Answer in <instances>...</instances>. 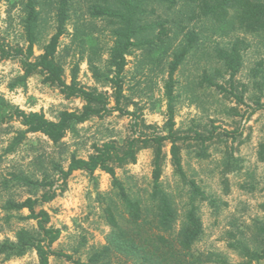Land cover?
<instances>
[{
  "label": "rangeland",
  "instance_id": "1",
  "mask_svg": "<svg viewBox=\"0 0 264 264\" xmlns=\"http://www.w3.org/2000/svg\"><path fill=\"white\" fill-rule=\"evenodd\" d=\"M56 2L37 0L41 15L35 57L43 53V46L56 31ZM100 4L97 0H70L69 18L58 48L57 61L65 69L67 83H70L73 70L77 68L81 85L112 96L113 89L105 78L112 76L111 53L120 25L118 19L96 18L92 14L93 7ZM190 16L189 9L181 2L170 7L148 0L143 20L150 26L166 22L169 50L167 53L162 50L153 53L158 60H153L145 47H134L127 55L121 107L136 116L116 111L101 118L94 117L76 125L58 144L36 133L28 134L11 149L15 138L25 130L12 115L11 108L26 113L42 112L46 118L55 121L62 111H80L84 102L78 98L67 99L58 88L43 83L40 74L21 84L19 78L23 70L20 62L0 59V242L16 241L17 232L21 229L31 232L38 229L35 221L18 219V216H27L28 210L9 217L3 209L8 200L21 202L30 197L36 199L46 191L19 184L14 180L16 176L53 181L58 186L61 183L57 182L56 168L66 170L73 155L87 159L95 146L105 142L115 141L124 145L141 132L166 133L168 63L172 59L171 54L184 43L186 34L193 30L198 34L197 43L174 76L176 129L190 135L196 131L207 133L213 127L219 128L218 133L221 130L240 131L236 139L221 137L212 145L207 143L205 158L197 156L196 147L182 152L188 177L194 179L208 197L216 198L220 206L215 211L209 201L199 205L204 236L197 247L206 253L222 255L232 264L243 261L227 247L226 233L232 229L230 223L235 221L247 232H252L250 229L258 223H264V162L259 155L264 144V110L250 116L249 108L252 106L250 97L256 92L251 85L253 71L260 61H264V47L248 38L251 48L243 53L242 67L234 78L236 93L240 95L245 91V103L241 104L233 96L204 81L205 75H209L230 89L229 75L216 73V70L223 71L216 51L226 47L230 39L207 35V22L191 20ZM24 18L21 0H0V39L3 43L27 45ZM158 31V27L153 28L138 38H153ZM244 85L248 87L247 91ZM115 105L112 97L110 107ZM137 120L152 128L135 127ZM164 152L162 186L182 206L186 191L180 190L179 180L174 174L169 144ZM152 160V150H143L136 164L116 171L130 198L146 205L150 204L153 191ZM109 208L116 214L124 212L111 177L102 171L93 175L74 172L63 192H58L53 201L37 206V210L44 209L50 214L48 226L61 230V236L52 249L80 262H88L106 245L111 232ZM0 264H39V260L36 252L30 250L21 257L0 256ZM50 264L73 262L64 257L51 256ZM96 264L129 263L124 257L112 254L103 256ZM253 264H264V261Z\"/></svg>",
  "mask_w": 264,
  "mask_h": 264
},
{
  "label": "trees",
  "instance_id": "2",
  "mask_svg": "<svg viewBox=\"0 0 264 264\" xmlns=\"http://www.w3.org/2000/svg\"><path fill=\"white\" fill-rule=\"evenodd\" d=\"M102 5L93 7L92 14L96 18L118 19L120 25L116 31L117 41L111 53L112 76L105 80L113 89V95L107 92L89 90L78 81V70L75 68L70 83L65 80V69L57 61V53L61 38L65 35V27L69 18L70 0H57L56 22L57 27L49 42L43 46V53L34 55V48L38 42V25L40 11L37 0H21L24 11V30L27 45L10 46L0 39V59L18 60L23 74L19 82L24 84L36 74L43 76V83L56 87L67 98H78L84 102L80 111H62L57 120H49L42 112L26 113L11 108V112L19 120L25 130L15 138L11 149L26 138L28 134L40 133L54 144H58L76 125L85 123L94 117H104L119 111L125 115L136 116L121 107L124 98L123 74L127 66V55L134 47H145L153 60L159 58L153 53L163 51L167 53L169 31L166 22L154 26L143 20L145 4L148 0H97ZM170 7L180 2L189 9L191 20L207 22V35L230 39L226 47L217 49L216 55L222 63L223 71L216 70L217 75H229L230 89L217 83L211 76L205 75L204 81L223 93L229 94L236 100L245 103V91L236 93L234 78L242 67L243 53L251 48L248 38L257 45L264 47V0H156ZM159 28L157 36L149 39H139L153 28ZM234 33H238L235 36ZM240 35V36H239ZM198 40L195 31H189L179 50L172 53L168 63V81L166 82V97L168 100V121L164 135L141 132L137 137L128 140L124 145L115 141L105 142L95 146L94 152L87 158H78L73 155L67 169L57 167L56 186L53 181H35L26 177L14 178L19 184L28 187H39L46 191L40 198H27L17 202L8 200L4 211L11 217L13 213L28 210L27 216H18L21 221H35L38 229L31 232L21 229L17 232L16 241L5 240L0 242V256L21 257L34 250L39 264H50L51 256L64 257L73 264H96L103 256L112 254L124 257L129 264H232L219 254H210L201 251L197 246L204 236V224L199 213V205L204 201L217 211L219 201L208 197L201 186L190 179L184 168L183 150L196 147L197 156L205 158L206 149L216 143L221 137L236 139L239 130L228 131L213 127L207 133L196 131L194 135L182 134L176 129L175 122V74L183 65ZM160 54V53H159ZM160 57V55H159ZM253 71L252 86L256 91L252 97L250 116L264 110V61H260ZM224 78V77H223ZM247 91V86H243ZM115 106L110 107L111 98ZM249 116V117H250ZM146 127L143 121L135 123V127ZM217 140V141H216ZM167 144L170 145L171 165L175 176L180 183V190L186 191V200L177 203L170 193L162 186V177ZM152 150V194L150 204L133 200L126 192L125 187L117 177V169L129 164H136L138 155L143 150ZM264 162V144L259 153ZM83 171L93 175L96 171L108 174L118 196L124 206V212L116 214L108 209V221L111 232L103 250L95 254L88 262L74 260L72 256L54 251L52 246L59 240L61 230L49 227L50 214L44 210H37L41 203L53 201L58 192L66 189L68 179L74 172ZM56 186V187H55ZM179 190V191H180ZM176 198V197H175ZM177 199V198H176ZM181 207V208H180ZM232 229L226 233L227 247L235 252L243 261L239 264H253L264 261V223H258L247 232L237 221L230 223Z\"/></svg>",
  "mask_w": 264,
  "mask_h": 264
}]
</instances>
